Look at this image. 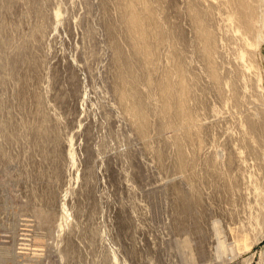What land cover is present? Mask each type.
<instances>
[{"label": "rangeland", "instance_id": "obj_1", "mask_svg": "<svg viewBox=\"0 0 264 264\" xmlns=\"http://www.w3.org/2000/svg\"><path fill=\"white\" fill-rule=\"evenodd\" d=\"M263 259L264 0H0V264Z\"/></svg>", "mask_w": 264, "mask_h": 264}, {"label": "crops", "instance_id": "obj_2", "mask_svg": "<svg viewBox=\"0 0 264 264\" xmlns=\"http://www.w3.org/2000/svg\"><path fill=\"white\" fill-rule=\"evenodd\" d=\"M264 263V259H263V261H262V264Z\"/></svg>", "mask_w": 264, "mask_h": 264}]
</instances>
